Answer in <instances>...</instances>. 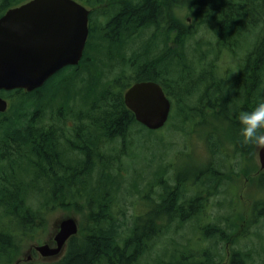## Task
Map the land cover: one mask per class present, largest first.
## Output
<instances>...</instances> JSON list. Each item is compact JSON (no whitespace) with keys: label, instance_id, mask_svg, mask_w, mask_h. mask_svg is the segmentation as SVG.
Segmentation results:
<instances>
[{"label":"trees","instance_id":"16d2710c","mask_svg":"<svg viewBox=\"0 0 264 264\" xmlns=\"http://www.w3.org/2000/svg\"><path fill=\"white\" fill-rule=\"evenodd\" d=\"M26 1L0 0V16ZM76 1L94 8L90 18L114 12L91 29L80 62L31 92L0 91L10 102L0 113V264H16L59 210L80 219L63 254L18 264H244L252 255L232 248L245 218L230 188L243 176L264 190V172L255 163L259 146L242 142L237 119L239 110L253 109L264 95V0ZM172 7L191 15L179 18ZM202 24L210 25L215 42H206L204 51L201 44L191 49L189 40ZM246 34L253 39L244 46ZM222 50L236 67L216 72ZM140 81L158 83L173 100L160 130L141 126L123 103V93ZM170 131L184 136L179 154L193 136V145L205 151L203 163L183 171L166 162L161 168L160 159L152 171L150 150L140 168L144 141L155 137L170 145ZM220 194L227 203L222 215L211 203ZM263 202L255 200L248 226L264 224ZM190 222L201 235L200 252H188L190 238L183 244L175 237ZM162 240L172 247H163L169 258H151Z\"/></svg>","mask_w":264,"mask_h":264},{"label":"water","instance_id":"95a60500","mask_svg":"<svg viewBox=\"0 0 264 264\" xmlns=\"http://www.w3.org/2000/svg\"><path fill=\"white\" fill-rule=\"evenodd\" d=\"M89 10L76 0H29L0 16V91L31 92L53 74L77 65L88 39ZM123 103L137 123L156 131L168 122L171 102L154 81H140L123 93ZM0 97V113L7 110ZM264 170V149L257 150ZM55 245H36L43 258L64 252L67 240L77 235L79 222L67 217L57 222ZM18 263V262H17Z\"/></svg>","mask_w":264,"mask_h":264},{"label":"rangeland","instance_id":"374dc122","mask_svg":"<svg viewBox=\"0 0 264 264\" xmlns=\"http://www.w3.org/2000/svg\"><path fill=\"white\" fill-rule=\"evenodd\" d=\"M175 15H177L179 18H186L187 16H190L191 14L189 10H186L185 8H181L177 10L175 9ZM191 25L195 27L196 26L195 21L191 22ZM149 35H150V30L143 38H147ZM252 39H253V35L246 34L244 38L241 39V41H242V44L245 46V45L250 44V41ZM206 42L213 44L215 42V38L213 36L210 25L202 24L197 27V32L195 33L193 38L189 40V46L191 49H193L194 47L201 44L203 45L201 51H204L206 49L205 48ZM240 56H242V54H240ZM212 58H214V56L208 57V59H212ZM234 67H236V62L233 60L231 53L228 52L227 50H222L221 58L219 59L217 63L216 72L217 71L223 72L226 69H230ZM71 86H72L71 88L75 90L79 86V82L76 81L72 83ZM170 100L173 106L174 105L173 100L172 99ZM7 102L9 106L10 105L9 100H7ZM16 102H17V99L15 98V100L11 102V105ZM46 122H51L50 117L46 118ZM210 122L211 121H208L207 124L210 125ZM167 135L168 136H166L165 140L171 142L172 144L170 145L168 144L163 145L161 144V142L153 141L155 137L152 139V141L150 140L152 143H150V141H144L143 143L141 140V143H143L146 146V148L145 147L143 148L144 152L141 153L143 155L138 157L140 159L139 164H138L140 168L144 167V165L146 164L147 160H145L144 158L147 157L149 159V157L147 156V151L149 152L150 150L155 156L153 160L154 162L150 164L152 166L151 167L152 171L158 169L157 163H158V160L160 159H163L161 168H163L164 165H166V163H171L175 169H182L183 171H185L186 169H188L187 171H189L191 170L193 166L200 165L203 163V159L205 158V151L202 149L199 143H195V145H193L194 139H195L193 136L189 139V142L187 143V146H186L187 147L186 150L182 154H179L178 152L183 150L184 136L178 132H173V131H170ZM142 136L147 137L148 135L145 133H142ZM150 137H152V135ZM255 163L257 167L260 169L259 164H258L257 154L255 156ZM262 171L264 172V170ZM171 172H172V168H169L168 175H170ZM142 184L143 183H141L140 186H142ZM231 188L230 190H234L237 192L235 199L239 200V202L236 203V204H239L238 206H236L237 210L239 211L238 213H241L243 215L242 219L245 218L244 220H240L238 222V227L233 233L231 241H234L235 239H237V241L233 244L232 248L241 250V251H246V250L251 251V255H252L251 258L247 260L244 264H264V241H260V239H258V236L264 235V224H261L263 226H261L260 224L248 226L246 223V219L249 218L250 209L252 205L254 204L255 200L264 201V190L258 191L256 187H250L248 179H246L243 176H239L236 179L235 184ZM224 189H226V187H224ZM134 199H135V196H132L131 200H134ZM225 199L226 197L221 194L212 198L211 203L213 204L214 213H218L220 215L225 214V211H226L225 206L227 204ZM67 217H73L76 220H78V222L80 221L79 217L75 215L74 213H69L68 211H65V210H59V211L54 212L52 215H50L48 226L46 230L43 232V234H41L38 239L28 242L26 247L22 249L20 259L21 260L28 259L29 255L31 256L32 261L42 262V261H50V260L58 259L59 257L43 258L38 253L34 252L32 250V247L35 245H41L45 243H48L50 246H54V242L49 241V233L50 231H52L51 224L54 220L58 222L59 220H62ZM261 220L264 221V219H261ZM203 222H199V223H203ZM193 223L194 222H190L186 224L182 232H180L177 236H175L176 239L183 244L185 243L187 244V240L190 238L191 241L188 246V252H192V253L200 252L202 250V244H203L200 238L201 235L196 230V228H192V230L190 229V227H193L192 226ZM55 231L56 232L58 231L57 224H56ZM179 236L181 237L183 236V238L178 239ZM231 241H229V244L231 243ZM164 245L168 246L169 250H172V247L167 245L166 242L162 240L161 243L156 245L155 248L153 249L154 251H152L151 253V258L157 259V257H160L161 259H168L169 256H167V253L165 255H162ZM225 254L226 253H225V247H224L222 251L223 260L225 258ZM223 263L224 262H222L221 264ZM224 264H228V263L225 262Z\"/></svg>","mask_w":264,"mask_h":264},{"label":"clouds","instance_id":"9594fccd","mask_svg":"<svg viewBox=\"0 0 264 264\" xmlns=\"http://www.w3.org/2000/svg\"><path fill=\"white\" fill-rule=\"evenodd\" d=\"M239 134L244 143H252L264 149V95H260L251 110H239ZM57 222L51 224L52 231L49 233V241L55 242L58 232L55 231Z\"/></svg>","mask_w":264,"mask_h":264},{"label":"flooded vegetation","instance_id":"af4514ba","mask_svg":"<svg viewBox=\"0 0 264 264\" xmlns=\"http://www.w3.org/2000/svg\"><path fill=\"white\" fill-rule=\"evenodd\" d=\"M111 2L112 1H108V2L105 3V9H109L110 8L109 6H110ZM87 9H89V18H88V28H89L88 38H89L91 29L96 31L99 24L105 25L111 19V17L113 16L114 12H113V10L111 11V8H110V10H108V12L103 13V14L96 13L95 15H93L90 18L91 10H93L94 8H87ZM171 10H172V13L174 14L175 13L174 12L175 11L174 7H172ZM187 20L190 21V18H188ZM171 31H172V38H173L174 31L173 30H171ZM87 41H88V39H87ZM87 41H86V43H87ZM169 44H170V46H173V40H171L170 43L168 41L167 45L169 46ZM161 46H164V44L162 43ZM85 48H86V45H85Z\"/></svg>","mask_w":264,"mask_h":264}]
</instances>
